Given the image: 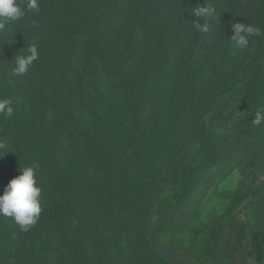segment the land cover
I'll use <instances>...</instances> for the list:
<instances>
[{
	"label": "rangeland",
	"instance_id": "obj_1",
	"mask_svg": "<svg viewBox=\"0 0 264 264\" xmlns=\"http://www.w3.org/2000/svg\"><path fill=\"white\" fill-rule=\"evenodd\" d=\"M17 3L0 33V167L28 126L46 184L28 231L0 216V264H264V35L230 38L236 22L264 30V0ZM208 3L205 33L192 11Z\"/></svg>",
	"mask_w": 264,
	"mask_h": 264
},
{
	"label": "clouds",
	"instance_id": "obj_2",
	"mask_svg": "<svg viewBox=\"0 0 264 264\" xmlns=\"http://www.w3.org/2000/svg\"><path fill=\"white\" fill-rule=\"evenodd\" d=\"M28 11H38V0H28ZM192 13L197 17L194 26L201 32H208L210 22L217 19L219 14L212 3L201 4L195 7ZM25 16V11L17 3V0H0V33L4 32L10 22L17 21ZM203 23H200V21ZM231 40L234 47L239 49L247 48L249 37L264 35V30L252 24L236 22L231 24ZM39 58L37 45L33 42L29 45L27 53L18 55L15 58V66L12 69L13 75L23 76L29 71L30 66ZM13 101L10 98H0V115L11 117L13 115ZM264 121V109L257 113L251 122L259 125ZM7 145L0 141V151L3 155ZM0 155V156H3ZM38 164L23 168L21 174L11 179L0 195V216L10 217L20 227L21 231H28L40 218L42 212L41 193L42 189L37 184L36 172Z\"/></svg>",
	"mask_w": 264,
	"mask_h": 264
},
{
	"label": "trees",
	"instance_id": "obj_3",
	"mask_svg": "<svg viewBox=\"0 0 264 264\" xmlns=\"http://www.w3.org/2000/svg\"><path fill=\"white\" fill-rule=\"evenodd\" d=\"M0 98H2V96H0ZM11 120L12 119L9 117H4L3 115H0V133L3 131L5 133L8 130V127L10 126V124L8 125V123ZM13 129L15 131L13 133H16L15 145L17 146V150L18 153H20V155L17 159L13 161V164L8 169L2 170L0 167V184H2L1 181L9 182L11 179L20 175L21 174L20 171L23 168L32 166L34 164H38L39 169L36 172L37 184L39 186L45 185L46 183L41 177V174L44 171L45 164H43L42 162L37 163L38 156H35V152L38 149L37 146L42 145L43 140L39 139V135L36 133L34 134V138L32 140L33 141L37 140V142L30 143V141L27 139V135L31 129L28 126H24L21 128L15 127ZM21 135L23 136L22 140H21L22 137ZM23 153L25 154L23 155Z\"/></svg>",
	"mask_w": 264,
	"mask_h": 264
}]
</instances>
